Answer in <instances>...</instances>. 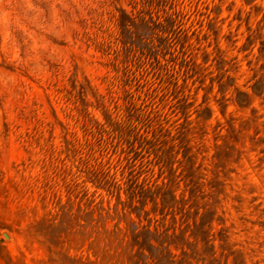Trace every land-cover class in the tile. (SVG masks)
Instances as JSON below:
<instances>
[{"label": "rangeland", "instance_id": "obj_1", "mask_svg": "<svg viewBox=\"0 0 264 264\" xmlns=\"http://www.w3.org/2000/svg\"><path fill=\"white\" fill-rule=\"evenodd\" d=\"M164 3L184 54L178 45L175 62L153 64L131 53L128 65L113 58L130 0H0V264H104L88 249L82 196L92 172L131 170L133 116L172 131L189 121L207 158L214 126L234 119L242 153L225 181V226L246 264H264V0Z\"/></svg>", "mask_w": 264, "mask_h": 264}, {"label": "trees", "instance_id": "obj_2", "mask_svg": "<svg viewBox=\"0 0 264 264\" xmlns=\"http://www.w3.org/2000/svg\"><path fill=\"white\" fill-rule=\"evenodd\" d=\"M130 1L132 13L119 10L120 50L114 53V61L121 58V64H128L135 53L153 64L160 54L172 56L170 61L175 62L176 47L180 46L183 55L185 39L176 14L169 13L165 0ZM123 71H128L127 66ZM240 96L249 98L237 93L238 100ZM238 104L247 107L249 102ZM204 112L206 117L197 116L208 119L211 110L204 108ZM122 129L112 132L116 139L122 140ZM125 129L131 136L125 141L131 152V170L120 179L92 172L90 182L95 190L90 194L84 190L82 196L83 227L88 228V249L95 258L104 264H246L242 250L234 248L238 244L230 242L232 226H225V181L232 172L229 165L242 153L234 145L241 133L234 119L214 126L215 140L220 143L208 158L203 146L191 137L189 121L172 131L133 116L132 122L128 117ZM144 166L157 167V178H140L147 172ZM97 190L103 195H96ZM215 225L220 226L218 230Z\"/></svg>", "mask_w": 264, "mask_h": 264}]
</instances>
